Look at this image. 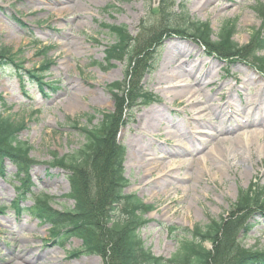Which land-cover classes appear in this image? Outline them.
<instances>
[{"label": "rangeland", "instance_id": "1", "mask_svg": "<svg viewBox=\"0 0 264 264\" xmlns=\"http://www.w3.org/2000/svg\"><path fill=\"white\" fill-rule=\"evenodd\" d=\"M172 1L0 0V48L23 50L19 60L24 77L20 78L13 68L0 66V101L6 103L5 114L14 116L20 128L19 139L32 146L29 156L32 166L26 174L20 167L19 175L26 176L21 186L29 195L41 192L49 196L47 209L55 212L51 221L42 222L31 210L19 215L9 206L16 198L19 181L18 168L6 160L4 174L0 173V203L4 205V212L0 213V264H31L22 260L20 256L24 254L34 259L33 264H108L111 253L103 252L114 237L109 230V209L104 201L114 150L124 152L125 173L131 182L126 191L136 192L146 204L152 205L145 215L149 223L142 229V237L154 254L166 258L178 251L182 233L187 234L196 225L204 227L211 219L216 222L229 219L240 190L255 183L264 186V153H261L264 138L253 139L251 148L245 145L240 150L236 146L241 140L221 141L257 128L244 122L250 116L245 115L247 112L253 120L258 113L264 115V72L252 64L255 59L251 55L230 57L218 46L204 44L180 32L167 31L162 35L167 21L162 17L161 3L166 7ZM185 2L193 16L210 23L214 31L211 42H215L221 24L228 19L238 20L234 39L241 45L251 41L254 31L258 32L259 28L264 31V22L254 11L257 2L264 0ZM112 24L125 25L132 34L131 48L135 52L131 57L136 64H131L130 56L107 60V47L114 37L106 25ZM168 58L174 60L169 62ZM149 61H154L155 70L141 71ZM33 70H41V79L50 81V88L45 86L41 90L28 74ZM173 70L184 72L183 81L193 82L192 89L200 95L203 93V102L190 109L187 98H174L169 93L171 88L166 85L173 86V82L159 83ZM204 70L207 73L202 74V91L193 75ZM114 84H119L122 91L117 96L109 89ZM145 88L156 96L147 105L131 97ZM204 101L208 106L213 105L202 114L203 120L195 121ZM227 101L236 109L226 105L228 108L242 115L235 114V119L226 121L225 109L219 111L217 106ZM248 102L250 107L244 109ZM103 112L113 120L108 141L111 146L105 149L107 159L102 154L93 167L75 170L70 175L81 186V199L85 201L86 197L90 202L88 212L95 219L90 221L97 226L99 234L100 253L84 254L75 252L82 244L75 231L59 237V243L54 242L56 238L52 235H57L54 226L74 219L67 209L73 208L75 197L69 195L70 185L61 169L63 166L58 168L53 161L55 154L70 153L83 141L75 126H86L91 118L96 124ZM156 118L162 120V130L156 128L146 133L139 126L142 123L145 127ZM238 121H244L242 128ZM212 124L221 131L220 142L198 132H211ZM233 126L236 129L229 132ZM210 149L213 153H208ZM143 152L145 162L141 159ZM205 156L208 166L184 163L181 168L171 170L168 177L159 178L158 169L164 164ZM156 157L160 164L150 173L147 164ZM25 205L33 204L28 200ZM263 208L254 207L244 216L246 223L253 226L248 235L239 236L245 248L264 251ZM205 246L212 252L215 250V245L208 241Z\"/></svg>", "mask_w": 264, "mask_h": 264}, {"label": "trees", "instance_id": "2", "mask_svg": "<svg viewBox=\"0 0 264 264\" xmlns=\"http://www.w3.org/2000/svg\"><path fill=\"white\" fill-rule=\"evenodd\" d=\"M173 5L163 7L162 11V17L167 20L168 29L187 33L205 44L218 46L223 54L230 57L251 55L257 59L258 65L264 68V58L259 55L264 50V34L256 32L249 44L240 45L234 40L237 21L226 20L220 27L216 41L211 42L213 30L208 22L193 17L182 5L178 10L173 9ZM255 10L264 18V4H258ZM106 28L114 37V42L107 47V60H123L130 56V62L136 64L131 57L135 52L131 48L134 39L126 26L114 24L106 25ZM46 51L44 53H47ZM22 52L21 49L15 52L9 47H1L0 66H12L22 70L19 60ZM150 61L143 64L141 71H149L152 68L153 61L152 63ZM40 71L33 70L28 73L30 77L42 83ZM110 91L117 96V93L121 92L120 85L114 84ZM136 94L131 97L135 100L142 98L140 99L142 102L150 101L153 97L146 92ZM6 110V103L0 101V172L4 170V159H9L12 163L25 168L29 167L31 161L29 156L32 147L27 141L19 139L18 121L14 116L6 115ZM102 117L98 124H94V119L91 118L86 126L79 128L75 126V129L77 128L82 135L83 141L70 153L63 156L55 154L53 161L54 164L63 166L66 170L71 185L70 196L75 197L74 207L67 209L74 219L58 223L54 226V230L62 234L75 231L76 235L82 239L80 250L75 252L85 254L100 253L99 234L97 226L93 223L95 219L88 212L90 202L86 197L85 201L81 199V186L70 175L75 170L93 167L102 154L105 160L107 159L108 151L105 149L107 145L111 146L108 141L113 120L109 114H104ZM110 160L104 202L106 208L109 209V230L114 238L106 244L105 249L107 250L103 252L104 254L111 253L108 264H264V251L258 248H245L239 237L242 234L248 235L253 227L251 222L246 223L244 220L245 214L254 207L264 206V186L259 187L255 184L248 189L240 190L237 200L232 205L234 211L229 219L217 222L212 219L204 227L196 225L194 230L187 234L182 233L178 251L170 258H165L155 255L142 237V229L149 222L145 215L152 210V205L146 204L136 193L126 192L131 182L125 173L123 150H114ZM93 174L96 172L94 171ZM34 200L43 205H39L40 220L51 221L55 213L47 209L51 199L41 195ZM188 234L192 235V239ZM206 241L215 245L213 252L204 245Z\"/></svg>", "mask_w": 264, "mask_h": 264}, {"label": "bare ground", "instance_id": "3", "mask_svg": "<svg viewBox=\"0 0 264 264\" xmlns=\"http://www.w3.org/2000/svg\"><path fill=\"white\" fill-rule=\"evenodd\" d=\"M168 60H169V62H171L174 59L168 58ZM192 69H194V68H192ZM184 70H185V68L183 67V71ZM207 70L199 71L196 75H193L194 76L193 79L195 80L194 81L195 84L201 90H202L203 81H204V78L202 77V74H206ZM183 71L180 70V71L177 72L176 70H173L172 72H168L164 77L161 78V81L159 83L160 84H163V83L164 84H168L169 82H173L174 83L173 86L172 85H166L167 87L171 88L169 93L172 96H174V98H180V99L187 98L188 107H190V109H193V106L196 103L203 102L204 96H203V94L200 95L196 90L192 89L193 82L191 80H187V83H185L183 81V79H182L184 77V72ZM188 73L192 74L190 70L188 71ZM178 79H182V80H180L178 82ZM204 103H205V101H204ZM217 109L220 111V108L218 106H217ZM206 110H207V107H202L201 108V112H204ZM159 114L161 116H164L162 114V112H160ZM260 116H261V114H260ZM260 119L261 118H257V119H254V120L253 119H248V121H247V125L248 126H250V127L257 126V128L255 130L244 131L243 133L239 134V136H237L234 139H230L229 137H224L222 140L221 139L220 140L222 141V143H226V142H229V141H232L233 143H236L238 140H241L242 142L238 143V145L236 146V147H238L237 150L242 149L245 145L248 148H251L253 139H256V140L260 141L261 138H264V122H263V120H260ZM141 121L142 120L139 119V123ZM161 124H162V120L159 119V118H156L154 120H149L145 124V127H142V123H140L139 126L141 128H143L146 133H150L151 131L155 130L156 128L158 130H162ZM237 124L238 125H242V123H240V122H238ZM259 125L262 126V127L259 128L260 127ZM240 128H242V126H240ZM215 132H216V134L213 133L212 137H214L216 140H219V137H218L217 134H220L221 131L216 130ZM220 140H219V142H220ZM177 141H178L177 143H180V145H181V141L180 140H177ZM261 148H262L261 153H264V142H263V144H261ZM133 150L135 152H138V149L135 148V147L133 148ZM208 153H213V151L210 149L208 151ZM142 157H143V158H141L142 161L145 162L146 161V159H145L146 157H145V153L144 152H143V156ZM190 157L194 158L192 155H190ZM144 159H145V161H144ZM151 160L152 161L149 162V164H147L148 171H150V173H152L153 169L160 164V162L156 161L157 157L153 158ZM207 161L208 160L206 159V156H205L203 158L200 157V158H195L193 160L185 159V161H180V162H169L167 164H164L162 166V168L158 169L159 170L158 173H159V175H161L159 178L163 179L165 177H168V175L170 174L171 170H173L174 168H176V169L177 168H181L184 165V163L187 164L189 162H197V163L200 164V166H202V165L203 166H208V164H207L208 162ZM20 257L25 262H28V263H31V264L34 263V261H33L34 259H32V257L30 255H25L24 254V255H21Z\"/></svg>", "mask_w": 264, "mask_h": 264}]
</instances>
